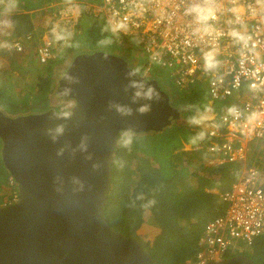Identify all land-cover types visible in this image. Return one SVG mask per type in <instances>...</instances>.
Masks as SVG:
<instances>
[{
	"label": "water",
	"instance_id": "95a60500",
	"mask_svg": "<svg viewBox=\"0 0 264 264\" xmlns=\"http://www.w3.org/2000/svg\"><path fill=\"white\" fill-rule=\"evenodd\" d=\"M133 69L114 53H80L55 87L69 107L0 112L1 158L18 194L0 204V264H161L142 236L115 229L104 215L119 135L159 132L184 111L170 105L156 79L130 78ZM130 79L146 81L157 95L133 102ZM114 105L131 112L123 115ZM142 105L148 111L139 112ZM58 125L64 131L53 140ZM206 264L257 263L236 254Z\"/></svg>",
	"mask_w": 264,
	"mask_h": 264
},
{
	"label": "built area",
	"instance_id": "2783aa9c",
	"mask_svg": "<svg viewBox=\"0 0 264 264\" xmlns=\"http://www.w3.org/2000/svg\"><path fill=\"white\" fill-rule=\"evenodd\" d=\"M176 0H63L52 2L49 15L42 29H32L24 35L12 38L6 50L15 53L32 52L40 64H46L62 55L79 31L82 17H103L109 31L121 42L129 38V44L139 47L146 60L142 74L149 76L153 63L159 73L170 71L175 85L190 89L201 82L206 86L207 102L224 104L221 113L210 111L209 119L195 125L207 138L185 149L202 151L208 165L237 163V177L219 192L225 208L222 214L208 220L197 239L195 255L182 264H206L218 261L229 252L242 250L264 233V190L257 164L250 163L248 141H264V93L251 90L253 81L242 74L252 67L245 62L243 68L228 38L215 43L224 63L216 72L205 73L201 49L204 44L192 42L185 26L186 21L176 8ZM123 22L126 28L116 25ZM220 27L225 28L223 22ZM62 36L63 39H57ZM264 77V71L260 73ZM205 77V78H204ZM235 106L238 116L228 109ZM255 114V115H253ZM256 163H264V157L256 154ZM8 184L14 191L6 203L18 200L16 184L9 176ZM240 244L238 245L237 243Z\"/></svg>",
	"mask_w": 264,
	"mask_h": 264
},
{
	"label": "trees",
	"instance_id": "16d2710c",
	"mask_svg": "<svg viewBox=\"0 0 264 264\" xmlns=\"http://www.w3.org/2000/svg\"><path fill=\"white\" fill-rule=\"evenodd\" d=\"M42 1L49 4L63 0H41V3ZM83 18L88 19L84 26ZM7 19L13 37L24 35L33 28L27 12L11 13ZM78 28L79 31L71 42L82 36L95 51L109 52L106 48L114 45H123L127 53H131L133 49L129 38L116 41V36L109 31L103 17L84 16L80 19ZM108 33H111L109 38ZM72 51V46H68L63 56H68ZM51 77L49 67L46 74L38 73L30 93L16 89L9 75L1 78L0 112L17 116L50 108V94L53 91ZM182 97V100L176 99L170 104L178 110L184 108V111L161 131L132 133V143L128 147L121 145L122 134L119 135L111 161L112 179L104 208L106 221L127 235L134 236L137 234L136 230L148 225L149 231L152 230L150 254L162 264L164 259L166 264H182L195 255L196 242L205 223L224 211L225 206L219 192L229 186L239 170L235 163L207 165L204 163L207 157L205 153L185 149V145L193 146L207 139L204 136L202 140L192 142L199 130L195 124L189 123V118L206 108L212 109L211 111L215 108L208 105L207 101L201 105L191 102L190 96ZM257 165L264 190V164ZM9 176L1 158L0 140V189L10 187ZM216 187L218 191H211ZM1 197L0 195V200ZM153 231L156 232L153 234ZM247 246L249 250L242 253L255 263L264 264V233Z\"/></svg>",
	"mask_w": 264,
	"mask_h": 264
},
{
	"label": "clouds",
	"instance_id": "9594fccd",
	"mask_svg": "<svg viewBox=\"0 0 264 264\" xmlns=\"http://www.w3.org/2000/svg\"><path fill=\"white\" fill-rule=\"evenodd\" d=\"M176 8L186 21V28L194 44H204L207 50L201 49L203 70L205 73L216 72L224 63L219 59L220 51L215 43L224 38H228L231 46L235 49L239 60L237 63L241 68L245 62L252 65L249 69H244L242 74L253 81L251 90L264 93V77L260 73L264 71V0H176ZM223 22L225 28L220 27ZM118 29L126 28L123 22L116 25ZM57 39H63L57 36ZM139 70L133 69L128 76H138ZM146 81L130 79L129 87L134 89L132 100H151L157 95L152 86H145ZM117 112L127 115L131 109L125 105H114ZM139 112L148 111V105H142ZM211 110L206 108L205 113H199L189 118V123L198 125L210 117L206 114ZM230 115L238 116L239 112L235 106L228 109ZM64 112L62 115L67 116ZM255 115V114H253ZM64 131L63 125H58L52 139ZM204 133H199L193 138V143L202 140ZM132 143V133L122 134L121 145L130 146ZM81 144V148H83ZM63 153L61 149L57 154Z\"/></svg>",
	"mask_w": 264,
	"mask_h": 264
},
{
	"label": "rangeland",
	"instance_id": "374dc122",
	"mask_svg": "<svg viewBox=\"0 0 264 264\" xmlns=\"http://www.w3.org/2000/svg\"><path fill=\"white\" fill-rule=\"evenodd\" d=\"M9 1L10 0H0V79L4 78L6 75H9L16 89L18 90L23 89L26 93H30L31 91H33V84L36 79V75L42 72H45L46 74V69L49 67L52 72L51 78H52V90H53L52 93L50 94L51 107H55L56 109H59L61 106L69 107L71 105V100L61 99L55 94V87L57 85V80L66 70L72 58L75 55H77V52L81 51L80 53H85V52L91 53L94 52L95 50H93V47L90 44H88V42H86V40L82 38V36H78L71 43L66 45V47L62 51L61 56L57 57L54 60H51L49 63L46 64L38 63L32 52L19 54V53L7 51L5 43L10 39L9 38L10 30L8 24L4 22L5 21L4 16L5 13L8 14L13 10L16 11L17 9L21 8L20 6H18L16 0H12L14 4H10ZM23 1L28 3V1L31 0H23ZM99 1L100 0H94L92 2H99ZM43 6H48V5H46L44 2L39 3L38 5H36V7H38L39 10L31 14L32 15L31 19L34 25L40 26L42 23L45 22L44 18L46 15L44 14L45 9ZM87 20H88L87 18L82 19V22L84 23L83 26L87 24L85 22ZM107 35L108 38L111 37V33H108ZM68 46L69 47L72 46L73 51L68 56L64 57L63 55L66 53V49ZM131 47L138 52L140 51V48L139 47L135 48L133 44ZM106 50H108L109 52L117 53L121 56H124V58L131 60L135 68L139 70L140 74H142V70L146 62L144 58H146V56L145 55L143 56L141 52H139L140 53V56L138 57L139 59L135 61L131 55L130 57H128V55L125 54L126 49L123 48V45H116V46L114 45L109 48H106ZM158 69H160L159 66L153 63V65L151 66L150 74L146 78L149 79L153 78L157 80L162 91L168 96L169 103H174L176 99L179 101L182 100L183 98L182 96H186L187 98L190 96L191 99L189 100H192L191 102L201 105H204L208 100L205 84L199 82L195 86L187 90L185 88H179L177 85H175L172 77L170 76V71H164V73H159ZM212 104L215 108L214 109L215 112L221 113L223 111L224 104L218 102H213ZM205 107H207V105ZM201 113H205V110H203ZM247 147L249 151L248 152L249 159L251 160L250 163L257 164L255 158L256 154H259L262 157H264V141L260 139H253L251 141H248ZM214 190L218 191V188L216 187ZM12 193H13V187L11 186L6 187L4 189H0V195L2 196L1 197L2 200H0V202L2 201V203L0 204H5L9 200ZM148 212L149 210L147 211V213ZM147 231H149L148 225H144L140 227L138 230H136L137 232L136 235H140L146 240L147 247L149 249L151 243V237H152V230H150L149 233H146ZM155 232L156 231H153V234ZM237 244L239 245L240 242ZM241 247H242L241 252L240 251L235 253L229 252L226 256H232L233 254L235 255L243 254L242 252H247L249 250V247L246 245L244 246L241 245ZM162 262L166 264L167 261L166 259H164V261Z\"/></svg>",
	"mask_w": 264,
	"mask_h": 264
},
{
	"label": "crops",
	"instance_id": "0c3cea01",
	"mask_svg": "<svg viewBox=\"0 0 264 264\" xmlns=\"http://www.w3.org/2000/svg\"><path fill=\"white\" fill-rule=\"evenodd\" d=\"M16 2L18 3V6H20L21 8L20 9H17L16 11L13 10L12 12H9L8 14L5 13V16H4V20H5L4 22H6V24H8V27H9V30H10V36H9L10 39L8 41H6L5 44H7L12 38H14L13 37V34H12L11 25L9 24L8 19H7L8 18V15H10L11 13H15V12H27V13H29L30 18H32V15L31 14H33L35 11L39 10V8L36 7V5H38L39 3H41V0L40 1H38V0H31V1H28V3L24 2L23 0H16ZM9 3L10 4H14V2H12V0H10ZM51 3L52 2H50L49 4L48 3H45L48 6H43L44 9H45L44 14L46 15L45 18H44L45 19V22L42 23L40 26L33 24V28L32 29H42L43 26L46 24V22L48 20V15H49V11L48 10H49V6H50ZM46 7H47V9H46ZM125 54H127V55L129 54L128 57H130V55H131L132 58H134L135 61H137L139 59L138 57L140 56V53L138 51H136L134 48L131 49V53L125 52ZM207 104L211 106V104H209V103H207ZM206 158L204 159V163H206ZM211 191H215V190L214 189H211Z\"/></svg>",
	"mask_w": 264,
	"mask_h": 264
},
{
	"label": "flooded vegetation",
	"instance_id": "af4514ba",
	"mask_svg": "<svg viewBox=\"0 0 264 264\" xmlns=\"http://www.w3.org/2000/svg\"><path fill=\"white\" fill-rule=\"evenodd\" d=\"M54 108H55V107H54ZM66 108H67V107H62V106H61L59 109H66Z\"/></svg>",
	"mask_w": 264,
	"mask_h": 264
}]
</instances>
